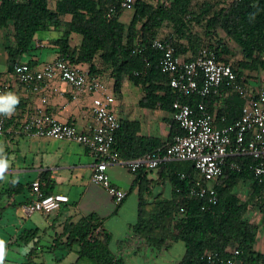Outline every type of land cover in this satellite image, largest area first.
<instances>
[{"label": "trees", "instance_id": "obj_1", "mask_svg": "<svg viewBox=\"0 0 264 264\" xmlns=\"http://www.w3.org/2000/svg\"><path fill=\"white\" fill-rule=\"evenodd\" d=\"M50 1L0 0V28L13 24V45L6 48L10 70L32 51L36 33L54 30L61 32L54 41L60 56L67 57L73 66L87 65L94 75L109 70L116 94L127 79L140 86L144 94L140 101L142 108L171 110L174 94L168 87V77L160 71V53L150 46L167 23L178 39L187 42L184 46L174 39L176 55L188 50L193 51V57L197 54L206 42L191 30V25H204L206 37H215L214 32L221 29L237 45L242 55L237 69L264 71V0H227L228 5L220 10H215L212 0H203L199 5L195 4L197 0H162L156 6L137 0L127 24L120 21L121 13L112 17L105 14L106 0H55L53 9ZM66 16L70 17L69 22L64 21ZM62 27L64 30L60 31ZM73 34L81 37L79 47L70 46ZM207 45L215 48L219 60L235 68L224 58L227 50L220 39ZM200 100L196 95L180 99L193 107ZM217 100V112L227 117V124L240 117L244 102L238 95ZM214 101L205 100L209 109ZM137 132V124L120 121L113 146L120 157L132 160L145 154H162L164 148L157 139L137 136ZM178 132V125L173 122L170 139ZM229 161L236 162L241 169L225 168L213 183L219 198L216 206L202 210L200 200L187 196L188 181H180L175 175L171 178V199L162 201L148 217L140 210L132 227L133 237L142 239L154 251L161 250L169 241L182 242L185 250L178 264H264V252L258 249L260 228L246 218L249 204L242 203L238 196L241 186L250 184L248 201L264 214V178L260 181L254 176L255 160L251 157H232ZM187 164V174L191 176L194 167ZM42 191L48 195L44 188ZM8 194H24V189L10 184ZM30 201L31 198L25 204ZM100 224L94 215L65 224L63 235L53 239L49 250L54 252L61 246L69 253L74 252L77 259L72 264H126L111 251L109 234L102 230L94 235ZM35 235L33 230H23L17 237L24 245L32 243L25 264H31L43 252L44 246L35 241ZM209 253L217 254L218 258L209 262L205 258ZM64 258L65 255L56 261Z\"/></svg>", "mask_w": 264, "mask_h": 264}, {"label": "crops", "instance_id": "obj_2", "mask_svg": "<svg viewBox=\"0 0 264 264\" xmlns=\"http://www.w3.org/2000/svg\"><path fill=\"white\" fill-rule=\"evenodd\" d=\"M54 6L55 0H51L50 8L53 9ZM132 15L133 12L126 11L119 19L127 24ZM122 17H125V21L121 20ZM64 21L69 22L70 17L66 16ZM62 30L63 27L60 31ZM41 32L43 33L35 35L32 51L23 55L19 62H26L30 67L37 68L60 57L54 41L60 37L61 32ZM170 36L177 38L171 25L165 23L156 39ZM177 41L187 46L184 39L177 38ZM80 43L81 37L73 34L70 46L79 47ZM8 45H13L11 22L0 28V85H9L5 132L0 136V248L4 246L5 253L9 254L14 248L24 247L25 250L21 252L26 255L32 243L24 245L17 240L23 230H33L36 234L35 241L40 245H48L52 244L53 239L63 235L65 224L76 223L83 217L94 215L101 223L99 227L110 235L109 247L118 258H122L126 264H158L155 261L160 251L142 248L141 242L132 235V227L138 221L140 210L143 216L148 217L162 201L171 199V178L177 173H187L189 164L169 161L158 169L140 170L136 173H131L122 166H109L107 172L113 185L127 192L126 199L116 206L105 189L91 181L96 159L84 147L68 141L31 138L20 132V125L40 108L60 122L74 124L79 130L85 131L93 122L91 96L79 93L61 81L44 84L38 93L15 82L8 66ZM180 56L190 59L193 51L188 50ZM79 67L88 70L87 65ZM98 67L103 69L100 63ZM98 76L107 86L108 92L114 95V112L120 121L137 124V136L157 139L164 148L170 141L174 122L172 111L142 108L140 101L144 94L140 86L127 79L122 82L116 94L109 70H103ZM43 98L46 99L44 105L41 103ZM218 107V103L214 102L210 110L216 112ZM36 180L43 183L48 195H65L68 203L50 215L34 213L26 216L22 207L32 197L29 187ZM10 184L22 186L24 194H8ZM64 240L63 237L62 241ZM172 247L173 245L169 249ZM258 249L264 252V241ZM72 254L76 256L74 252L70 255Z\"/></svg>", "mask_w": 264, "mask_h": 264}, {"label": "built area", "instance_id": "obj_3", "mask_svg": "<svg viewBox=\"0 0 264 264\" xmlns=\"http://www.w3.org/2000/svg\"><path fill=\"white\" fill-rule=\"evenodd\" d=\"M241 1V0H234ZM137 0H106L105 14L108 17L132 11ZM152 49L160 53L159 68L168 77V87L174 94L171 101L173 121L179 132L174 134L162 154H145L125 160L114 150L115 135L120 128V119L114 112L115 98L98 75L73 66L67 57H59L40 67H30L26 62H16L12 68L13 80L30 91L38 93L44 84L61 81L73 90L91 96L92 124L79 130L74 124L64 123L38 109L20 125V132L31 138L68 141L84 147L96 161L92 168L91 181L102 186L113 203L118 206L127 197V192L114 186L107 169L111 165L127 168L131 173L140 170H155L169 161L187 162L193 165L194 175L177 173L180 181H188L187 196L201 201L202 210L218 204L219 198L213 183L225 168L240 171L232 157L248 156L255 160L254 176L264 178V86L251 90L240 72L231 64L218 59L215 48L203 44L197 54L184 59L175 53L174 38L154 39ZM138 52H141L138 50ZM147 66L149 64L147 63ZM9 85H0V136L5 132L8 109ZM236 94L243 100L241 115L231 124L227 117L212 112L205 100ZM196 95L201 98L195 106L182 103V97ZM44 105L46 99H42ZM43 183H30L31 201L23 205L26 216L34 213L50 215L58 212L68 197L62 194L45 195ZM102 233L97 227L94 235ZM238 251H235V255ZM205 258L214 262L217 254Z\"/></svg>", "mask_w": 264, "mask_h": 264}, {"label": "rangeland", "instance_id": "obj_4", "mask_svg": "<svg viewBox=\"0 0 264 264\" xmlns=\"http://www.w3.org/2000/svg\"><path fill=\"white\" fill-rule=\"evenodd\" d=\"M146 3H149L151 5L156 6L158 2H161L162 0H143ZM203 0H197L195 4L199 5ZM211 3L214 5L215 10H220L225 8L229 1L227 0H212ZM196 5V6H197ZM195 6V7H196ZM133 11H130L132 13ZM122 21H125V17L121 18ZM191 30L200 35L205 45H207L208 42H214L217 39H220L221 42L224 44L227 53H225L224 58L232 63L235 68L237 67V64L241 62L242 55L240 52V49L237 47V45L231 41L225 33L221 29H217L214 34L215 37L208 38L205 36V27L204 25H197L192 24ZM43 32L38 33L42 34ZM237 69V68H236ZM238 72H240V76L244 78L246 84L251 90H258L264 86V71L257 70V71H249V70H242L237 69ZM251 193L250 184L242 185L239 190V199L242 203L248 202V211L246 213V218L253 224H257L260 228L259 236H258V248L263 244L264 241V214H262L258 208V206L255 205V203L249 202V194ZM263 205V203H262ZM137 241L141 242L142 248H146L147 246L144 244L143 240L140 238H135ZM51 244L48 245H42L44 246L43 252L39 253L37 257L33 259V262L31 264H72L75 262L77 257L75 255H70L64 247L59 246L55 251H50L49 247ZM173 245L171 249H169ZM167 246V248H166ZM161 250H159V257L157 259V256H155V259H157L156 262H159L158 264H178L181 258L183 257L184 253V245L182 242L178 243H172L168 242ZM183 246V247H182ZM114 247V246H113ZM4 246L0 248V264H25L28 262L27 259V253L26 255L23 254L24 247H21L22 249L14 248L11 253L6 254L4 251ZM260 250V249H259ZM28 251H30V247L28 248ZM27 251V252H28ZM156 251V250H155ZM158 251V250H157ZM156 254V253H155ZM63 255H65V258L61 261H56L57 259L61 258ZM6 257V258H5ZM6 259V262L4 261ZM122 259V258H121ZM82 264H86V262H83Z\"/></svg>", "mask_w": 264, "mask_h": 264}, {"label": "clouds", "instance_id": "obj_5", "mask_svg": "<svg viewBox=\"0 0 264 264\" xmlns=\"http://www.w3.org/2000/svg\"><path fill=\"white\" fill-rule=\"evenodd\" d=\"M0 111H5V109H0ZM0 171H2V169H0Z\"/></svg>", "mask_w": 264, "mask_h": 264}]
</instances>
